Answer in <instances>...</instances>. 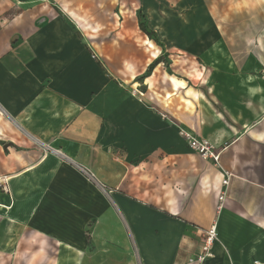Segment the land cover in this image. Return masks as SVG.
<instances>
[{
    "label": "crops",
    "instance_id": "obj_1",
    "mask_svg": "<svg viewBox=\"0 0 264 264\" xmlns=\"http://www.w3.org/2000/svg\"><path fill=\"white\" fill-rule=\"evenodd\" d=\"M90 2L87 37L84 18L67 0L29 2L20 23L0 21V177L7 178V192H0V264H194L213 227V257L205 264H264V66L221 69L226 87L219 103L171 78L174 91L194 100L186 101L194 109L173 114L171 123L221 155L219 164L201 159L186 141L167 142L169 116L154 113L127 86L158 57V45L144 35L143 45H154H147V59L143 48L96 52L89 44L96 32ZM137 29L138 13L117 33L131 38ZM139 60L142 69L119 81ZM195 100L208 103L202 109ZM174 142L190 167L174 183L172 177L162 183L173 189L159 205L156 196L139 193L129 173L105 169L115 164L114 150L144 157ZM46 145L111 180L113 200L63 155L46 153ZM227 173L232 177L224 186ZM97 230H103L99 237Z\"/></svg>",
    "mask_w": 264,
    "mask_h": 264
},
{
    "label": "rangeland",
    "instance_id": "obj_2",
    "mask_svg": "<svg viewBox=\"0 0 264 264\" xmlns=\"http://www.w3.org/2000/svg\"><path fill=\"white\" fill-rule=\"evenodd\" d=\"M42 0H0V21L9 18L15 19L16 24L23 19L22 15L28 8L26 3L40 2ZM70 3V11L76 12L84 18V27H80L81 35L88 36L86 28V5L93 2L95 14V38L89 40L90 46L96 52L101 53L105 48H121L137 52V48L144 49L146 59L150 58V50L143 45L146 38L140 29L126 38L118 34L126 28L127 21L136 17V12L142 9L149 18L152 28H157L162 35L161 41L165 44V51L160 46L158 56H162L163 62L144 81L135 79L127 84L132 90V95L139 98L150 108H155L154 113L163 110L169 116L166 124V140L186 141L181 129L173 123L172 115L189 112V107L194 109V100L182 90L174 91L171 78L186 81L187 87L195 91L204 92L208 101L211 99L219 103L218 96L221 89L225 90V76L221 69L228 65L234 69L250 67L251 64L264 66V0H67ZM89 6V5H88ZM90 12L91 9L88 8ZM125 20L122 25L121 22ZM106 32V33H105ZM131 32V31H127ZM105 33V35H104ZM128 40V42H127ZM135 44V45H134ZM156 45V44H155ZM153 53V52H152ZM97 54V53H96ZM98 55V54H97ZM103 55V54H102ZM242 55L243 60L224 63L225 56ZM98 57V56H97ZM104 58V57H102ZM247 58L248 61H245ZM138 68L131 69L129 74H118V80L132 79L133 74L138 73L143 67V61L139 60ZM110 62V60H109ZM248 69V68H245ZM263 74V71H261ZM152 77V78H151ZM207 80L206 85L201 82ZM171 80V81H170ZM147 81V82H146ZM173 83V81H172ZM136 84V85H135ZM174 84V83H173ZM213 91L208 95L209 86ZM137 90L138 93H135ZM175 93V94H172ZM178 93V94H177ZM171 95V98H167ZM212 97V98H211ZM190 99L191 104L186 102ZM206 100H195L204 109ZM210 105V104H209ZM184 106L186 108H184ZM162 118V116H161ZM178 129V130H177ZM190 154L198 155L188 143H185ZM178 142L172 143L166 149L156 147L147 156H131L124 148L113 151L112 160L115 164L106 167L119 170L120 173H129V179L133 183L136 180L139 185V193L144 196L157 198V205L161 204V198H169L173 186L167 183L169 177L176 178L179 173L189 169L190 161L185 157ZM201 159V155H199ZM134 176L135 179H133ZM171 179L174 183L175 179ZM108 190H112L110 196H105L110 202L114 192L112 181L104 180ZM147 191V194H146ZM166 194V195H165ZM264 212V208L262 210ZM87 233H90L89 231ZM103 230H97L94 234L99 237ZM93 234V236H94ZM90 239L91 237L88 236ZM94 250L101 252V247Z\"/></svg>",
    "mask_w": 264,
    "mask_h": 264
},
{
    "label": "built area",
    "instance_id": "obj_3",
    "mask_svg": "<svg viewBox=\"0 0 264 264\" xmlns=\"http://www.w3.org/2000/svg\"><path fill=\"white\" fill-rule=\"evenodd\" d=\"M96 57V55L94 56ZM138 92L137 90H135V93ZM141 93V92H138ZM143 94V93H141ZM136 96V94H135ZM165 118H167V116H164ZM182 135L184 136L186 142L189 144V146L195 150L198 155H201V157L203 159H211L213 160L216 164L220 163V158L221 155H219L215 149V147L209 143L208 141L204 140H200L197 139L196 137H194L190 132H186L185 130L181 129ZM49 150V151H48ZM45 152H53L57 155H63L61 151H57L55 149H53L52 147H50L49 145H46V150ZM63 158L66 159L69 163H71L76 170H78L82 175H84V177L87 179L88 182H90L92 185L94 184L99 190H101V192L105 195V196H110V193H113L112 190H108L106 184L102 181V179L99 177L98 174H96V172L92 169H90L87 166L81 165L79 163H75L74 161H72L71 159L67 158L66 156L63 155ZM230 177H232L231 173H227L226 174V178L223 181V185L227 186L229 184V179ZM6 183H7V178H2L0 177V192H7V188H6ZM226 198V194L223 192L220 196H219V203L220 204V209L223 206V202L225 201ZM1 205V203H0ZM207 240L205 243V246L203 248V253L200 254L194 264H205L208 259L213 257V251H211V246L212 243L216 240L217 235H216V231L211 228L208 232H207Z\"/></svg>",
    "mask_w": 264,
    "mask_h": 264
},
{
    "label": "trees",
    "instance_id": "obj_4",
    "mask_svg": "<svg viewBox=\"0 0 264 264\" xmlns=\"http://www.w3.org/2000/svg\"><path fill=\"white\" fill-rule=\"evenodd\" d=\"M137 13H138L139 29H141V31L144 33V35H146L149 38L150 41L152 42L154 41L158 46H160L163 49V51H165V46L160 42L157 32L149 27L148 19L145 13H143L142 9H139ZM162 62H163L162 56H158L154 60V62L150 64L146 72L139 77L138 80L144 81L145 79H147L154 72V69Z\"/></svg>",
    "mask_w": 264,
    "mask_h": 264
},
{
    "label": "bare ground",
    "instance_id": "obj_5",
    "mask_svg": "<svg viewBox=\"0 0 264 264\" xmlns=\"http://www.w3.org/2000/svg\"><path fill=\"white\" fill-rule=\"evenodd\" d=\"M146 45H148L150 49H154V45H152V43L146 42ZM0 207H1V205H0ZM213 229L215 230L216 228L213 227Z\"/></svg>",
    "mask_w": 264,
    "mask_h": 264
}]
</instances>
